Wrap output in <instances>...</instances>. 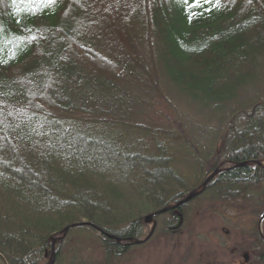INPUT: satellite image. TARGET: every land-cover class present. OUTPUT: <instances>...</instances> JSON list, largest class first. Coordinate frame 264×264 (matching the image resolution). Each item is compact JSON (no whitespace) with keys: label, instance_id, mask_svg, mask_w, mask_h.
Returning a JSON list of instances; mask_svg holds the SVG:
<instances>
[{"label":"trees","instance_id":"obj_1","mask_svg":"<svg viewBox=\"0 0 264 264\" xmlns=\"http://www.w3.org/2000/svg\"><path fill=\"white\" fill-rule=\"evenodd\" d=\"M193 2L0 0V264H131L214 216L264 264V0Z\"/></svg>","mask_w":264,"mask_h":264},{"label":"rangeland","instance_id":"obj_2","mask_svg":"<svg viewBox=\"0 0 264 264\" xmlns=\"http://www.w3.org/2000/svg\"><path fill=\"white\" fill-rule=\"evenodd\" d=\"M228 215L229 218H235L240 223L244 222V218L238 217L234 213ZM147 224L146 236L149 235L153 222ZM195 226L197 236L193 237L191 241L185 235H182L178 241L165 243L163 240H159L143 252L136 254L131 264H223L232 262L234 259L237 264L241 263L238 259H241L242 254L239 255V258L235 254L237 241L234 238H229V231L232 228L224 223L221 217L214 216L199 220ZM188 248H190L193 258L186 262L184 257L189 253Z\"/></svg>","mask_w":264,"mask_h":264},{"label":"water","instance_id":"obj_3","mask_svg":"<svg viewBox=\"0 0 264 264\" xmlns=\"http://www.w3.org/2000/svg\"><path fill=\"white\" fill-rule=\"evenodd\" d=\"M257 164H259V163H257ZM239 166H241V165H236L235 167H239ZM235 167H234V168H235ZM226 170H227V169H216L212 174H210V175L205 179V181L203 182L202 187H201V189H200L199 191H196V192L191 193V194L188 195L185 199H183L182 201L178 202L177 204H175V205L172 206V207H169V208H167V209L160 210V211H157V212H155V213L150 214V215L147 217V220H148L149 222H150V221H153V219H154L155 216L161 215V214L165 213V212L168 211V210L177 209V208H179L181 205H183V204H185V203H187V202L193 200L195 197H197L198 195H200V194L204 191V189L207 187L208 183H209V182H210V181H211L216 175H218V174H220L221 172H224V171H226ZM78 225H83V224L71 225V226H68L67 228H65V229H64V234H63L62 237L52 240V247L54 246V243H55L56 241L62 239V238L67 234V232H68L70 229H72V228H74V227H76V226H78ZM153 225H155V222H154V221H153ZM101 233H102V232H101ZM112 239H115V238L112 237ZM138 243H141V242H138Z\"/></svg>","mask_w":264,"mask_h":264},{"label":"snow or ice","instance_id":"obj_4","mask_svg":"<svg viewBox=\"0 0 264 264\" xmlns=\"http://www.w3.org/2000/svg\"><path fill=\"white\" fill-rule=\"evenodd\" d=\"M16 0H13V3H15ZM21 2H27L30 4H35V3H42V4H52L55 2V0H21ZM188 0H185V3H187ZM201 0H194L193 4L191 5L192 7H196L200 4ZM205 2H211V0H205ZM217 3H219V0H216Z\"/></svg>","mask_w":264,"mask_h":264},{"label":"bare ground","instance_id":"obj_5","mask_svg":"<svg viewBox=\"0 0 264 264\" xmlns=\"http://www.w3.org/2000/svg\"><path fill=\"white\" fill-rule=\"evenodd\" d=\"M99 231V230H98ZM103 235V234H102Z\"/></svg>","mask_w":264,"mask_h":264}]
</instances>
